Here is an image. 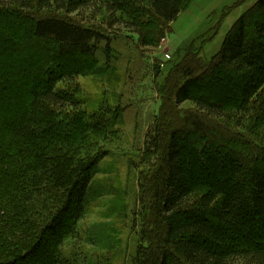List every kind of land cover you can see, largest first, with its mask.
<instances>
[{"label": "trees", "instance_id": "1", "mask_svg": "<svg viewBox=\"0 0 264 264\" xmlns=\"http://www.w3.org/2000/svg\"><path fill=\"white\" fill-rule=\"evenodd\" d=\"M190 1L0 0V264H92L63 246L79 237L124 109L104 99L86 108L76 96L82 74L69 61L92 66L102 43L108 55L97 18L155 47ZM201 51L189 46L164 75L158 114L132 162L133 264H264V0L216 55ZM153 70L159 75L158 63ZM204 84L223 101L204 95ZM185 102L193 110L177 111ZM249 118L251 133L238 131Z\"/></svg>", "mask_w": 264, "mask_h": 264}, {"label": "rangeland", "instance_id": "2", "mask_svg": "<svg viewBox=\"0 0 264 264\" xmlns=\"http://www.w3.org/2000/svg\"><path fill=\"white\" fill-rule=\"evenodd\" d=\"M256 1L191 0L170 29H166L165 42L162 44L161 39L155 47L140 46L136 35L123 25L109 28L105 16L95 20L109 38L110 51L105 55V44L99 45L92 66L88 67L87 61H69L82 74L77 78L76 96L86 98L89 109L104 99L124 111L116 123L117 134L106 143L105 149L110 153L101 161L99 173L93 178L90 201L78 224L79 237L65 242V254L79 250L92 264L97 258L100 263L133 264L138 245L139 224L134 212L138 208L139 171L133 169L132 162L138 160L146 130L158 114L163 77L183 59L191 45L202 49L200 55L205 59L216 55L227 32ZM251 44L252 40H248L249 47ZM157 63L159 75L156 76L153 68ZM202 91L219 101L224 99L212 85L204 84ZM190 110L193 107L187 102L177 109L181 113ZM252 124L251 118L246 119L243 130L238 131L249 134ZM239 152L245 151L237 148Z\"/></svg>", "mask_w": 264, "mask_h": 264}, {"label": "built area", "instance_id": "3", "mask_svg": "<svg viewBox=\"0 0 264 264\" xmlns=\"http://www.w3.org/2000/svg\"><path fill=\"white\" fill-rule=\"evenodd\" d=\"M165 42V40L164 39H162V44ZM164 56V55H163ZM165 58L166 59H169V56L168 55H165Z\"/></svg>", "mask_w": 264, "mask_h": 264}, {"label": "bare ground", "instance_id": "4", "mask_svg": "<svg viewBox=\"0 0 264 264\" xmlns=\"http://www.w3.org/2000/svg\"><path fill=\"white\" fill-rule=\"evenodd\" d=\"M211 42V41H210Z\"/></svg>", "mask_w": 264, "mask_h": 264}, {"label": "crops", "instance_id": "5", "mask_svg": "<svg viewBox=\"0 0 264 264\" xmlns=\"http://www.w3.org/2000/svg\"><path fill=\"white\" fill-rule=\"evenodd\" d=\"M171 27V26H170Z\"/></svg>", "mask_w": 264, "mask_h": 264}]
</instances>
